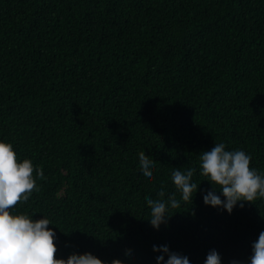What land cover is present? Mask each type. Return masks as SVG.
<instances>
[{
	"label": "trees",
	"instance_id": "trees-1",
	"mask_svg": "<svg viewBox=\"0 0 264 264\" xmlns=\"http://www.w3.org/2000/svg\"><path fill=\"white\" fill-rule=\"evenodd\" d=\"M0 139L43 168L12 207L50 219L56 258L156 264L153 244H168L192 264L213 248L247 259L264 199L206 205L197 171L193 200L159 230L145 201L176 191L172 168L198 169L215 142L264 169V0H0Z\"/></svg>",
	"mask_w": 264,
	"mask_h": 264
},
{
	"label": "clouds",
	"instance_id": "clouds-1",
	"mask_svg": "<svg viewBox=\"0 0 264 264\" xmlns=\"http://www.w3.org/2000/svg\"><path fill=\"white\" fill-rule=\"evenodd\" d=\"M251 161V154L243 148L228 149L223 142H215L199 153L198 169L172 168L171 181L176 191L166 196L165 188L161 187L157 198L146 199L148 222L159 230L171 217L169 209L179 206L181 201L193 200V193L196 194L200 186L193 179L197 171L211 184V188L202 192L206 205L231 214L235 207H243L245 202L264 199V169L251 166ZM137 167L143 179L154 180L156 165L146 156H139ZM37 177L45 178L43 168L34 165L29 158L18 160L12 143L0 139V264H104L91 251H72L66 258H56V232L49 227L54 225L50 219L46 216L34 219L33 215L12 207L18 201L29 199L37 186ZM152 248L156 264H192L186 254L172 250L168 244H153ZM125 257L135 260L130 250L125 251ZM112 264H121V261L114 259ZM203 264H223L222 256L217 249H210ZM229 264H264V230L252 241L247 259L233 258Z\"/></svg>",
	"mask_w": 264,
	"mask_h": 264
}]
</instances>
